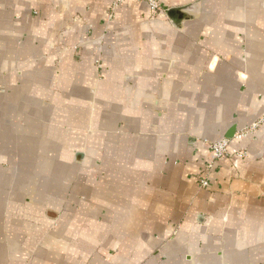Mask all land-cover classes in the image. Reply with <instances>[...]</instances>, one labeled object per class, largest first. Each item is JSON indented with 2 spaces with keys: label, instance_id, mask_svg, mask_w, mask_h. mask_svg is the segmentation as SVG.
Segmentation results:
<instances>
[{
  "label": "crops",
  "instance_id": "1",
  "mask_svg": "<svg viewBox=\"0 0 264 264\" xmlns=\"http://www.w3.org/2000/svg\"><path fill=\"white\" fill-rule=\"evenodd\" d=\"M0 264H264V0H0Z\"/></svg>",
  "mask_w": 264,
  "mask_h": 264
},
{
  "label": "built area",
  "instance_id": "2",
  "mask_svg": "<svg viewBox=\"0 0 264 264\" xmlns=\"http://www.w3.org/2000/svg\"><path fill=\"white\" fill-rule=\"evenodd\" d=\"M115 6L122 5L127 0H114ZM149 9L152 13H156L161 8V0H147ZM259 124H255L251 127L244 128L236 133L235 140L242 141L249 136L255 134ZM210 148L212 151V157L204 171L202 172L199 183L203 188L209 187V177L214 170L219 167V164L226 160L227 158H233L234 160L245 159L248 156V152L242 148L232 147V140L224 138L219 141H214L210 143Z\"/></svg>",
  "mask_w": 264,
  "mask_h": 264
}]
</instances>
